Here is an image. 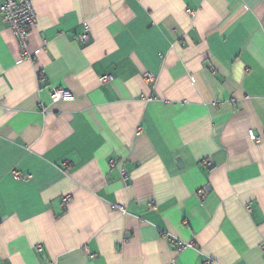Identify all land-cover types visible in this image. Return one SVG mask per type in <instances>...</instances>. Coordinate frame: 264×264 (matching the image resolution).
Segmentation results:
<instances>
[{
  "label": "crops",
  "instance_id": "1",
  "mask_svg": "<svg viewBox=\"0 0 264 264\" xmlns=\"http://www.w3.org/2000/svg\"><path fill=\"white\" fill-rule=\"evenodd\" d=\"M33 2L32 58L0 13V264H264V0Z\"/></svg>",
  "mask_w": 264,
  "mask_h": 264
},
{
  "label": "built area",
  "instance_id": "2",
  "mask_svg": "<svg viewBox=\"0 0 264 264\" xmlns=\"http://www.w3.org/2000/svg\"><path fill=\"white\" fill-rule=\"evenodd\" d=\"M0 13L2 14L4 22L9 25L18 38V41L21 45L22 50L25 54L32 58V54L29 51V34L36 24L37 15L34 9L33 0H2V5L0 6ZM189 13L194 17L196 15L195 11H189ZM85 32L80 37L82 41H88L89 39V26L88 24H84ZM145 79L149 83L155 80V76L152 73L145 74ZM101 83L106 85L111 83L114 80V76L112 74L104 75L100 78ZM52 98L54 101L61 100H72L74 98L73 94L64 88L54 89L52 91ZM249 136L251 139L261 142V138L256 136L252 131H250ZM112 166H116L115 161H112ZM121 174L124 178H128V173L125 167L121 168ZM18 175V173H16ZM70 201V196L64 198V202L68 203ZM113 209H118L122 212H126L125 208L120 205H113ZM170 247L177 251L182 252L188 247L191 246L190 243H186L176 237H169ZM40 249V247H38ZM172 264H177L173 262ZM205 264H216L212 261H207Z\"/></svg>",
  "mask_w": 264,
  "mask_h": 264
}]
</instances>
